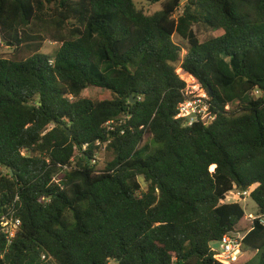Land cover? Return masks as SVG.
Listing matches in <instances>:
<instances>
[{"label":"trees","instance_id":"trees-1","mask_svg":"<svg viewBox=\"0 0 264 264\" xmlns=\"http://www.w3.org/2000/svg\"><path fill=\"white\" fill-rule=\"evenodd\" d=\"M161 6L0 0V216L21 221L10 242L0 226V264H221L212 245L231 233L254 253L234 264H264V225L225 201L253 187L264 216V0ZM179 63L210 98L208 127L175 119Z\"/></svg>","mask_w":264,"mask_h":264},{"label":"built area","instance_id":"built-area-1","mask_svg":"<svg viewBox=\"0 0 264 264\" xmlns=\"http://www.w3.org/2000/svg\"><path fill=\"white\" fill-rule=\"evenodd\" d=\"M177 65L176 72L179 79L184 83V89L182 91L183 101L177 106V116L175 119L181 120L184 127H191L195 124L204 127L212 125L216 120V114L212 111L210 98L207 92L195 77L181 68L180 63ZM254 94L259 93L254 92ZM114 124L115 121H110L105 124V127L108 130H113L114 128L112 126H114ZM83 150H85V147H83ZM21 153L22 155L26 154L24 150ZM95 162L96 157L91 163L95 164ZM64 170H66V168ZM247 194L248 193L245 192L242 196L245 197ZM247 218L250 220H256L259 224L264 225V216L248 214ZM0 226L5 238L10 242L20 228L21 221L19 218L12 215H1ZM243 237L244 235L231 233L223 236L220 242H215L219 244V248L215 250L213 249L215 251L214 260L221 264L236 263L244 254L242 246ZM42 259H45V256H42Z\"/></svg>","mask_w":264,"mask_h":264},{"label":"rangeland","instance_id":"rangeland-1","mask_svg":"<svg viewBox=\"0 0 264 264\" xmlns=\"http://www.w3.org/2000/svg\"><path fill=\"white\" fill-rule=\"evenodd\" d=\"M184 1L185 0H183V2ZM134 2L136 4L137 8L142 10L146 15H153L154 13L160 11L162 8V6H161L162 0L160 3L154 4V5L146 2L145 0H134ZM209 35H210L209 33H205L203 31H201L200 35H199L200 41L201 42L204 41ZM173 41L176 44H179L181 47L184 48V50L182 52V56H184L186 54L187 43L184 42L182 39H180L178 36H174ZM59 47H60V44L52 42L49 38H46L45 41L43 42L41 53L45 54V55H52L56 50H58ZM12 52L13 51L11 49L6 47L0 41V57L10 58ZM176 66H178V65H176ZM100 93H101L100 90H96V89H90L89 90V94L93 98L97 97ZM253 96H258V94H253ZM145 144L149 145L148 152H153L160 147V145L151 142L149 138H146L143 141V143L140 145V147H143ZM141 156L144 157V154H142ZM95 157H96V162H95L96 170H104L107 163L111 162V160L113 159V153L111 150H108L105 147L104 150H102V152L97 154ZM139 183L141 185V190L145 191L147 189V184L145 183V181L142 178H139ZM252 189H253V187H251L247 191L248 194L245 197H243L239 191L233 190L232 192H230L227 195V198L225 200L227 203H239L245 211L246 218H247L248 214H256V212H257V207H256L255 203L249 197V193ZM245 224H246V222H245ZM239 235H244V234L240 233ZM243 251H244L243 253H244L247 261L254 256L253 252H245V250H243ZM109 264H114V262L111 261Z\"/></svg>","mask_w":264,"mask_h":264},{"label":"water","instance_id":"water-1","mask_svg":"<svg viewBox=\"0 0 264 264\" xmlns=\"http://www.w3.org/2000/svg\"><path fill=\"white\" fill-rule=\"evenodd\" d=\"M68 136H70V133H68ZM219 248V244H217V243H214L213 245H212V249H218Z\"/></svg>","mask_w":264,"mask_h":264}]
</instances>
